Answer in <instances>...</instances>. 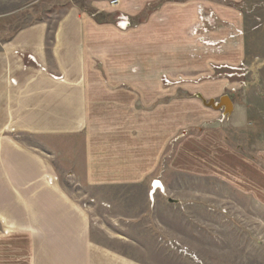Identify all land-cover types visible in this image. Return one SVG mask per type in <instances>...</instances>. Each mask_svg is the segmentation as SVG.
I'll return each mask as SVG.
<instances>
[{"label": "rangeland", "instance_id": "rangeland-1", "mask_svg": "<svg viewBox=\"0 0 264 264\" xmlns=\"http://www.w3.org/2000/svg\"><path fill=\"white\" fill-rule=\"evenodd\" d=\"M33 1L0 0V14L11 22L8 37L35 22L36 11L51 25L64 8L63 0H42L46 6L36 10ZM108 33L96 47L103 61L97 67L122 81L134 77L136 91L165 104L166 173L151 182L152 197L146 189L99 193L68 175L69 165L54 163L46 140L4 133L2 146L38 157V168H51L56 187L88 216L86 245L73 243L70 233L63 244L44 237L39 251L65 252L66 264H264V0L149 3L127 34ZM198 96H228L233 112L223 117ZM3 167L2 176L15 170ZM9 186L0 196L2 217L31 226L25 211L32 200L42 202L43 186H23L22 195ZM31 189L35 196L24 194ZM4 232L0 222V264H32L29 242L5 239Z\"/></svg>", "mask_w": 264, "mask_h": 264}, {"label": "crops", "instance_id": "crops-1", "mask_svg": "<svg viewBox=\"0 0 264 264\" xmlns=\"http://www.w3.org/2000/svg\"><path fill=\"white\" fill-rule=\"evenodd\" d=\"M112 1L63 0L64 8L54 23L40 20L36 11L35 22L14 28L9 37V16L0 14V139L4 133H13L46 140L52 161L69 165L68 175L89 189L99 193L146 189L152 197L157 191L151 182L166 173L165 104H151L145 91H136L134 77L122 81L103 73L97 67L103 61L95 56L103 33L127 34L144 5L165 0H116L115 5ZM36 6L46 4L35 0L29 7ZM197 18L189 25V35L197 30ZM0 146V164L5 169L15 167L14 173L0 174V196L8 195L9 185H15L16 195H22L23 186L36 190L40 184L39 190H44L42 202L36 200L34 205L32 200L25 211L29 227L13 225L0 212L5 239L16 236L29 242L32 264L39 260L41 264H66L65 252H40L38 244L48 236L63 244L61 238L71 233L76 236L73 243L86 245V211L56 187L51 168H38V157L18 146L8 144L9 148L2 142ZM11 180L15 183H8ZM32 189L24 194L35 196Z\"/></svg>", "mask_w": 264, "mask_h": 264}, {"label": "water", "instance_id": "water-1", "mask_svg": "<svg viewBox=\"0 0 264 264\" xmlns=\"http://www.w3.org/2000/svg\"><path fill=\"white\" fill-rule=\"evenodd\" d=\"M202 103L206 108H210L214 111H222L223 117H228L233 112V103L228 96L221 97L217 103L214 100L208 102L202 100Z\"/></svg>", "mask_w": 264, "mask_h": 264}, {"label": "built area", "instance_id": "built-area-1", "mask_svg": "<svg viewBox=\"0 0 264 264\" xmlns=\"http://www.w3.org/2000/svg\"><path fill=\"white\" fill-rule=\"evenodd\" d=\"M116 2H117V1H112V2H111V4H112V5H115V4H116Z\"/></svg>", "mask_w": 264, "mask_h": 264}]
</instances>
